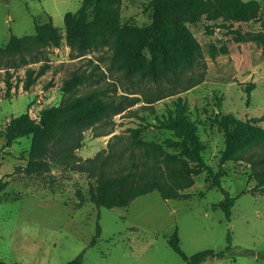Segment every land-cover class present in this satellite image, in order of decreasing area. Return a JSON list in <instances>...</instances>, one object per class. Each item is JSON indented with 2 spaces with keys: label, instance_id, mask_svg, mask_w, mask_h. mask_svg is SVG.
Instances as JSON below:
<instances>
[{
  "label": "rangeland",
  "instance_id": "1",
  "mask_svg": "<svg viewBox=\"0 0 264 264\" xmlns=\"http://www.w3.org/2000/svg\"><path fill=\"white\" fill-rule=\"evenodd\" d=\"M121 0V22L145 27L169 0ZM81 0H0V45L10 33L34 32L36 23L51 18L61 33L59 46L43 49L46 68L28 91L21 83L4 95L0 72L1 132L12 116L26 110L38 119L40 112L94 88H106L118 96L135 97L118 112L107 113L93 122L72 129L53 140L45 155L48 168L42 174H26L31 136L14 140L1 152L0 260L4 264H65L84 250L82 264H188L168 244L176 230L180 246L188 255L202 249L230 248L223 257L208 256L199 264H264V185L254 187L252 158L259 148L244 145L235 159L220 162L224 134L215 116L232 112L240 119L263 116L256 124L264 129V46L247 34L264 32V0H257L256 19L219 26L220 17L187 22L199 42L201 54L191 68L175 67L153 80L144 74L150 54L144 48L133 71L126 72L113 57L109 45L79 51L65 43L64 14L78 9ZM238 29L239 33L233 32ZM215 46L214 57L210 47ZM225 47L226 52H220ZM43 61L31 64L37 68ZM73 72L88 78L71 91L61 90L62 81ZM24 67L13 71L12 79L23 77ZM251 85L247 93L244 89ZM197 126L204 148L202 156L214 170L224 169L221 185L235 197L230 220L219 202L221 191L210 186L205 172L194 175V183L183 190L188 198L163 199L157 190L134 197L126 206L97 207L86 202L73 207L76 191L87 195L90 182L104 166L112 173L118 155L128 154L129 128L147 123L140 132L146 141L163 143L173 137L167 129L154 127L174 116L177 102ZM220 101V106H218ZM264 155V148L262 150ZM107 163H104L106 162ZM264 161L256 170L263 167ZM243 191V192H242ZM98 216V218H97ZM100 232L89 245L96 225Z\"/></svg>",
  "mask_w": 264,
  "mask_h": 264
},
{
  "label": "trees",
  "instance_id": "2",
  "mask_svg": "<svg viewBox=\"0 0 264 264\" xmlns=\"http://www.w3.org/2000/svg\"><path fill=\"white\" fill-rule=\"evenodd\" d=\"M156 1L151 0L149 4ZM120 5L121 0H81L76 11L64 14L65 43L79 51L107 44L112 49L113 57L126 72L133 71L141 51L147 48L150 56L141 71L153 80L175 67L191 68L196 63L201 47L187 22L196 21L201 16L209 19L220 17L219 26L231 28L234 22L256 19L260 14L257 0H169V6L158 7L149 25L139 27L122 24ZM233 32L239 33V30L233 29ZM247 34L251 39L259 38L264 46V32ZM61 38L51 18L36 23L33 33L21 36L10 33L6 43L0 45V72H3L1 80L6 97L12 96V90L19 83L22 90H29L47 66L43 49L59 46ZM226 50L221 47L220 52ZM215 53V46L211 45L210 56L214 57ZM39 61L43 62L37 68L32 67L31 64ZM18 66L24 67V75L16 76L13 80V71ZM87 78L84 72H73L62 81L61 90L67 93ZM244 89L249 93L252 86L246 85ZM134 99L125 94L115 96L106 88H94L73 97L62 98L57 105L44 108L38 119L27 110L12 116L1 132L4 142L0 147V166L3 148L10 147L20 137L30 135L28 157L22 170L26 174H42L48 168L45 155L53 140L107 113L120 111L125 102ZM185 110L184 103L179 101L174 116L154 124V127L172 132L173 137L166 138L163 143L141 139L140 132L147 123L129 128V149L125 160L118 155L115 160L118 166L112 173H107L104 166H101L95 181L88 185L87 195L80 190L76 191L77 201L73 207H81L86 202L97 207L126 206L134 197L153 190H157L163 199L188 198V193L183 190L194 183V175L205 172L210 179V186L221 191L223 199L218 206L222 208L226 220H230L235 197L221 185L224 169L219 165L214 170L205 162L202 156L204 146L197 136V126L187 117ZM262 119L263 116H252L243 120L232 112L216 115L214 119L224 134L220 162L235 159L244 145L259 148L256 156L254 153L249 155L252 158L254 187L264 185V165L259 170L255 168L264 161V129L256 124ZM5 184L0 180V191ZM99 232L100 226L97 224L89 245L95 243ZM227 241L228 244L222 250L206 248L188 255L180 246L176 230L167 239L169 246L188 264H199L208 256H225L230 248L229 235ZM83 254L84 250L65 264H82ZM0 264L4 262L0 260Z\"/></svg>",
  "mask_w": 264,
  "mask_h": 264
}]
</instances>
